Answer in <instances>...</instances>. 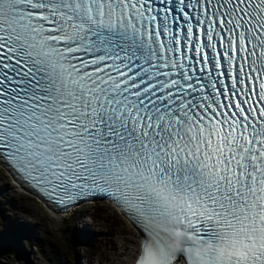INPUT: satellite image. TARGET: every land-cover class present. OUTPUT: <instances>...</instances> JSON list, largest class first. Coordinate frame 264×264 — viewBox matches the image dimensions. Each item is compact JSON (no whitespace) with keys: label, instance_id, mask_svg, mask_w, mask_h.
I'll return each instance as SVG.
<instances>
[{"label":"snow or ice","instance_id":"obj_1","mask_svg":"<svg viewBox=\"0 0 264 264\" xmlns=\"http://www.w3.org/2000/svg\"><path fill=\"white\" fill-rule=\"evenodd\" d=\"M0 167L127 264H264V0H0Z\"/></svg>","mask_w":264,"mask_h":264},{"label":"rangeland","instance_id":"obj_2","mask_svg":"<svg viewBox=\"0 0 264 264\" xmlns=\"http://www.w3.org/2000/svg\"><path fill=\"white\" fill-rule=\"evenodd\" d=\"M0 186L9 191L4 195L3 204L0 207V223L5 219L10 225L9 228L23 231L15 225L25 224L24 232L34 233L35 237H22L16 230H8L6 238L0 241V264H88L86 254L95 261L113 259L118 255V249L123 238L128 237L131 241L135 236L133 230L119 215L108 206H97L88 211L78 214H87L81 221L72 222L70 219L60 220L52 217L41 205L35 203L30 198L18 194L0 169ZM6 198H8L6 200ZM19 216V218H14ZM75 216V215H74ZM81 218V216H78ZM92 224L98 230L96 241L88 247L81 246L72 233L75 232L76 225ZM35 227V228H30ZM104 233H103V232ZM86 233V234H85ZM77 236L88 235V231L76 232ZM17 239L16 247L23 250L21 258H16L12 251H7L4 247L10 245L9 240Z\"/></svg>","mask_w":264,"mask_h":264},{"label":"bare ground","instance_id":"obj_3","mask_svg":"<svg viewBox=\"0 0 264 264\" xmlns=\"http://www.w3.org/2000/svg\"><path fill=\"white\" fill-rule=\"evenodd\" d=\"M79 216H81L83 219V215H79ZM77 219H79V221L82 220L81 218H78V216H77ZM75 235H76V233H75ZM77 237H79V240L87 241V240L92 238V234L88 232V235H82V236H77ZM16 240L17 239H15V238H12V240H9V243L12 247H14L16 245V242H15ZM122 241H123V245L120 248H123V249L121 251H119L120 252L118 254L119 255V258H118L119 261H115L114 264H116V263L125 264L126 263V249L128 248L130 239L128 237H126V238H123ZM122 255L124 258H121ZM89 261L93 262L92 258H89ZM58 264H63V262H58Z\"/></svg>","mask_w":264,"mask_h":264}]
</instances>
